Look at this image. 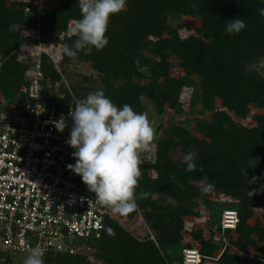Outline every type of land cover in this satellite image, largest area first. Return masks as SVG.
I'll list each match as a JSON object with an SVG mask.
<instances>
[{
    "label": "trees",
    "instance_id": "obj_1",
    "mask_svg": "<svg viewBox=\"0 0 264 264\" xmlns=\"http://www.w3.org/2000/svg\"><path fill=\"white\" fill-rule=\"evenodd\" d=\"M41 1L0 0L2 108L15 105L22 109L28 103L26 66L14 55L23 42H37L38 35L44 42L61 41L64 45H72L76 39L69 35V23L81 19L79 0H49L57 5L44 14L39 13ZM261 8L264 0H126L125 9L110 18L106 33L109 43L103 50L88 46L75 60L63 54L66 65L90 63L99 76L101 88H88L81 98L103 90L117 107L129 104L134 111L147 113L150 104L159 117L168 109L182 114L183 89L191 87V108L200 103L202 116L193 118L194 128L187 119L172 122L157 143L155 161L141 165L136 203L156 234L158 245L152 240H136L121 226V215L116 214L118 220L106 219L102 238L90 242L92 255L60 253L51 258L52 254H47L43 259H50L52 264H183V252L174 255L170 249L184 240V217L198 215L200 202L208 203V194H201L205 174L216 185L214 191L238 201V238H232L231 244L246 251L263 243L264 252V225L248 222L254 209L264 206V74L258 69L264 63ZM177 15L200 20L194 34L182 38L171 22ZM236 18L242 19L246 28L239 34H226V22ZM176 69L183 74L175 75ZM43 71L44 77L53 82L60 78L47 58ZM46 98L59 106L69 105L56 91H49ZM253 108L263 112L256 113L255 124L247 126L241 120ZM207 113L209 119L203 116ZM177 148L185 156L190 149L195 153L196 170L188 171L185 159H173ZM256 157L257 164L249 167L251 158ZM149 169L156 172V177L150 176ZM253 177L257 182L250 184ZM253 190L257 194L251 197L248 191ZM141 193L148 195L141 199ZM217 227L220 231L221 216ZM108 228L114 230V236L108 234ZM194 237L201 244V254L214 257L218 246L204 240L202 232L194 233ZM187 248H193V244L187 242L183 251ZM7 262L13 264L14 259L7 256ZM250 262L264 264V254L256 260L228 249L218 259V264Z\"/></svg>",
    "mask_w": 264,
    "mask_h": 264
},
{
    "label": "built area",
    "instance_id": "obj_2",
    "mask_svg": "<svg viewBox=\"0 0 264 264\" xmlns=\"http://www.w3.org/2000/svg\"><path fill=\"white\" fill-rule=\"evenodd\" d=\"M29 10V9H28ZM42 56L37 55L22 108L0 106V250L23 264L27 249L42 246L47 254H92L91 241L102 238L110 208L95 202L79 175L70 139V107L49 102L44 94ZM66 117L61 133L55 121ZM239 214L225 210L223 235L236 230ZM207 258L194 248L183 251V264H202Z\"/></svg>",
    "mask_w": 264,
    "mask_h": 264
},
{
    "label": "clouds",
    "instance_id": "obj_3",
    "mask_svg": "<svg viewBox=\"0 0 264 264\" xmlns=\"http://www.w3.org/2000/svg\"><path fill=\"white\" fill-rule=\"evenodd\" d=\"M81 19L72 29L76 37L72 45H63V54L75 60L78 54L88 46L103 50L109 43L106 35L110 18L126 7V0H79ZM264 17V8L259 9ZM242 19L226 22L228 35L239 34L246 28ZM3 64L0 63V67ZM68 117L73 124L70 139L66 143L73 148L75 164L67 168L79 175L88 190L94 194L95 202L110 208L114 214L127 215L136 210V189L142 175L140 154L155 138V129L147 113L134 111L131 105L117 107L103 90L89 92L84 98L74 97V106L70 107ZM55 127L63 132L67 127L63 115L55 121ZM195 153L190 149L185 157L187 170H196ZM259 157L251 158L249 167L255 166ZM203 172V167L199 169ZM242 174L247 176L245 170ZM253 177L250 184L257 182ZM216 185L205 174L201 181V194H208ZM264 191V185L261 186ZM255 190L248 191L254 196ZM148 193H141L146 198ZM109 235L114 230L107 229ZM45 249L39 244L27 249L28 255L23 264H44Z\"/></svg>",
    "mask_w": 264,
    "mask_h": 264
},
{
    "label": "rangeland",
    "instance_id": "obj_4",
    "mask_svg": "<svg viewBox=\"0 0 264 264\" xmlns=\"http://www.w3.org/2000/svg\"><path fill=\"white\" fill-rule=\"evenodd\" d=\"M56 5V2L42 0L39 8V13L44 14L46 11L52 9ZM171 22L178 29L182 38H186L190 34H194L195 28L200 25V20L198 18L184 15L171 17ZM76 23L77 21H71L69 23V35H72V29L75 27ZM37 37L39 38L37 42H23L14 51V55L16 56L17 61L25 64V80L28 83L31 74L33 73V65L37 55L41 54L43 62L44 59L47 58L49 62L52 63V66H54L60 78L59 80H57V82H53L50 78L46 79L45 77H43L42 85L45 97L46 94L49 93V91H56L63 97L62 99H67L68 103L70 104L74 100V97H83V95L86 94L88 88H101L99 76L92 69L90 63L78 62L77 64L66 65L64 63L62 51L64 44H62L61 41L48 43L44 42L41 39L40 35H38ZM258 69L264 74V63L259 65ZM174 74L178 76L183 73L180 69H176L174 70ZM62 90H64V92H62ZM193 93L194 92L191 87L183 89L181 101L184 106V112L179 115L174 114L173 110L168 109L166 113L162 114L159 117H156L151 109L152 106L148 104L149 111H147V116L149 121L151 122V125L155 129V138L150 143V145L141 152V165H146L150 162L155 161L157 155V143L166 134L172 122H178L180 120L187 119L190 122L188 124L190 128H194L193 118L201 117L202 115L199 111V108L201 107L200 103L195 109L191 108ZM218 106H220L219 101ZM10 107L17 108V106L15 105H11ZM259 112H263V110L253 108L249 116L246 119L241 120V122L247 126L254 125V116ZM203 116L209 119L210 113H207ZM172 157L174 160H184L186 156L182 153L180 148H177L173 151ZM148 172L151 177H156V172L154 170L149 169ZM207 197L208 203L200 202V205L197 208L199 212L198 215L184 217V240L182 241L181 245L170 249L171 253L174 255H180L183 252V246L187 242L192 243L193 248L200 251L201 244L198 240L195 239L194 233L202 232L204 240H212V242L218 246L214 257L206 256L207 258L203 260V264H218V259L228 249H230L232 253H238L244 258L261 260L264 254V252L262 251L263 243H259L257 246H249L247 247L246 251H242L231 244L232 238H238V233L236 230L226 232L224 235L218 230L217 223L220 220V216L222 217L223 212L225 210H237V199L214 190L209 192ZM115 217L118 220L119 216ZM119 219V223L121 224V226L136 240H138L139 242L152 240L158 245L157 236L150 229V226L145 219L144 213L138 205L134 215H132L131 213L127 215H121ZM248 222L250 225H254L257 222H260L262 225H264V206L256 207L254 209V215ZM52 257H56V255H51V258ZM43 260L44 264H52L50 262V259ZM6 263H8L7 256L0 250V264ZM13 264H20V262L15 261ZM172 264H180V262L173 261ZM250 264L255 263L250 262Z\"/></svg>",
    "mask_w": 264,
    "mask_h": 264
},
{
    "label": "crops",
    "instance_id": "obj_5",
    "mask_svg": "<svg viewBox=\"0 0 264 264\" xmlns=\"http://www.w3.org/2000/svg\"><path fill=\"white\" fill-rule=\"evenodd\" d=\"M202 264H203V262H202Z\"/></svg>",
    "mask_w": 264,
    "mask_h": 264
}]
</instances>
